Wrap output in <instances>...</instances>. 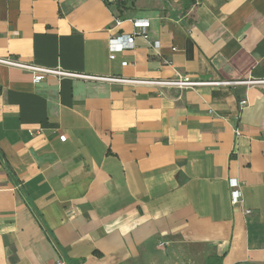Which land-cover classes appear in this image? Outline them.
<instances>
[{
    "label": "crops",
    "instance_id": "crops-1",
    "mask_svg": "<svg viewBox=\"0 0 264 264\" xmlns=\"http://www.w3.org/2000/svg\"><path fill=\"white\" fill-rule=\"evenodd\" d=\"M4 58L80 76L0 63V264H264V0H0Z\"/></svg>",
    "mask_w": 264,
    "mask_h": 264
},
{
    "label": "built area",
    "instance_id": "built-area-1",
    "mask_svg": "<svg viewBox=\"0 0 264 264\" xmlns=\"http://www.w3.org/2000/svg\"><path fill=\"white\" fill-rule=\"evenodd\" d=\"M108 3H116L121 2L122 0H103ZM120 19H115V24H120ZM132 24V32L129 34H117L113 37H110L108 40V49H109V58L113 59L117 52L123 51L125 49L133 48L135 43V37L141 36L143 39H145L149 44H151L153 47L157 48L159 47V41H149L147 37V28H148V21L146 19H131ZM0 63H3L8 66H15L19 67L21 69L28 70L33 75V82L38 83L40 82L46 75H55L59 78L61 77H77L80 76L75 73H71L68 71H65L61 68H49V67H42L38 65H34L31 63H24L20 62L18 60H13L9 58L0 59ZM155 84H164V85H173L180 88L183 87H194L199 84H210V82L207 81H194L191 80L188 76H181L177 75L175 79L171 80H162V81H151ZM248 83H255L258 81H251L248 80ZM225 84H231L236 82H223ZM240 108H243L247 101L246 99H241L239 101ZM235 135H239V130H234ZM229 187H230V202L232 205H238L242 203V194L240 191V184L236 179H229L228 181ZM245 213H250V210H245ZM163 245V243H161ZM52 264H66L63 260L57 259L52 262Z\"/></svg>",
    "mask_w": 264,
    "mask_h": 264
},
{
    "label": "rangeland",
    "instance_id": "rangeland-1",
    "mask_svg": "<svg viewBox=\"0 0 264 264\" xmlns=\"http://www.w3.org/2000/svg\"><path fill=\"white\" fill-rule=\"evenodd\" d=\"M183 247L180 250V253H173L172 256L163 257V253L154 261L143 262L142 264H217L214 258L211 256L209 259H202L201 254H198L200 248L193 249L191 253L186 252V249ZM189 251V250H188ZM202 253V252H201Z\"/></svg>",
    "mask_w": 264,
    "mask_h": 264
},
{
    "label": "trees",
    "instance_id": "trees-1",
    "mask_svg": "<svg viewBox=\"0 0 264 264\" xmlns=\"http://www.w3.org/2000/svg\"><path fill=\"white\" fill-rule=\"evenodd\" d=\"M213 258L217 262V264H221V261H220V258L219 257H213ZM208 259H209V257H208Z\"/></svg>",
    "mask_w": 264,
    "mask_h": 264
}]
</instances>
